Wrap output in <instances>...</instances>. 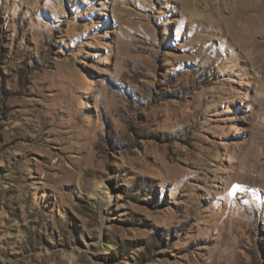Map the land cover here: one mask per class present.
Listing matches in <instances>:
<instances>
[{
  "label": "rangeland",
  "instance_id": "374dc122",
  "mask_svg": "<svg viewBox=\"0 0 264 264\" xmlns=\"http://www.w3.org/2000/svg\"><path fill=\"white\" fill-rule=\"evenodd\" d=\"M0 264H264V0H0Z\"/></svg>",
  "mask_w": 264,
  "mask_h": 264
},
{
  "label": "bare ground",
  "instance_id": "6f19581e",
  "mask_svg": "<svg viewBox=\"0 0 264 264\" xmlns=\"http://www.w3.org/2000/svg\"><path fill=\"white\" fill-rule=\"evenodd\" d=\"M242 2V1H241ZM240 2V3H241ZM250 2H251V0H250ZM252 2H254V1H252ZM257 2V1H256ZM255 2V3H256ZM237 3V2H236ZM255 3L253 4L254 6H255ZM244 4H246V3H244ZM240 5V4H239ZM247 5V4H246ZM246 5H243V6H246ZM260 5V4H259ZM240 7H241V5H240ZM239 7V8H240ZM243 14H245L243 11H239V12H235V15H236V21H237V23H236V25H237V29L239 30V32L240 33H242V34H249V32H250V30H251V25H250V23H248L247 21H245V17H243L244 15ZM247 20V19H246ZM255 26V25H254ZM253 26V27H254ZM241 34V35H242ZM250 35V34H249Z\"/></svg>",
  "mask_w": 264,
  "mask_h": 264
}]
</instances>
